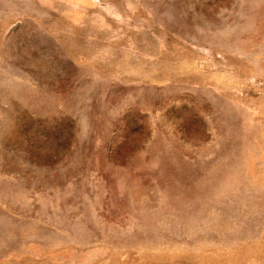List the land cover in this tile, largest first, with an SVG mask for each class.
I'll return each mask as SVG.
<instances>
[{
	"label": "rangeland",
	"instance_id": "rangeland-1",
	"mask_svg": "<svg viewBox=\"0 0 264 264\" xmlns=\"http://www.w3.org/2000/svg\"><path fill=\"white\" fill-rule=\"evenodd\" d=\"M0 264H264V0H0Z\"/></svg>",
	"mask_w": 264,
	"mask_h": 264
}]
</instances>
